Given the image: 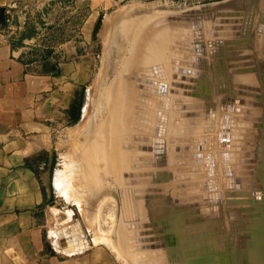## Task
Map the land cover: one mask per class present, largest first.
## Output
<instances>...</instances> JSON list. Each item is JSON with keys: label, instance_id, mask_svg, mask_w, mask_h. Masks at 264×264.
Returning <instances> with one entry per match:
<instances>
[{"label": "rangeland", "instance_id": "374dc122", "mask_svg": "<svg viewBox=\"0 0 264 264\" xmlns=\"http://www.w3.org/2000/svg\"><path fill=\"white\" fill-rule=\"evenodd\" d=\"M189 14L192 17L186 20ZM230 20L236 22L230 23ZM195 22H198V26L194 25ZM241 23L256 24L264 28V0H0V31L14 49L20 50L21 62L28 70L43 73L58 71L60 65H69L76 81L84 79L77 88L73 116L62 126L55 127L47 141L38 144L39 154L35 166L49 192L47 201L41 206V225L46 244L52 254L67 255L68 249L72 251L68 255L76 254L91 246L101 248L103 256H108L114 264H169L168 260H171V253L177 247V239L180 236L175 230L173 234L171 233L172 219L159 216V205L154 195L159 201H178L192 195L195 200L185 202L202 204L193 208L205 209L203 213H208L209 221L214 225L210 228L213 239L222 238L223 256L231 259L230 264H236L238 252L235 245L241 239L240 232L250 230L249 225L252 224L245 222L239 231L231 232L229 222L224 221L223 216L220 219L224 221L223 223L216 222L221 213L214 210L212 202L217 201L221 195L222 202L216 207L219 206L223 212L232 208V205L255 203L259 219L262 216L261 211L264 210L262 198L233 197L232 193L224 192L223 188L227 183L234 184L238 180L248 182L254 179L259 171H264V122L248 118V110L242 106H236L234 109L230 105L200 107L194 102H188L181 96L183 94H178L173 106L165 109L160 116L150 93L161 96L165 91L169 92L165 87L171 79L170 65L164 51L165 48H173L172 38L181 33H188L187 36H190L188 38L196 43H203V40L210 43L214 31L219 26H238ZM242 41L245 40H239L238 43L242 45ZM153 48L154 51H151ZM135 53L138 54L134 56ZM132 57L139 62H135ZM154 63L160 66L153 67ZM150 70L163 75L156 80L154 79L156 74L154 71L150 74ZM197 74L199 76L201 72L197 71ZM154 81L155 85L159 82L158 90L154 87ZM176 84L171 83L172 86H180L179 83ZM229 86L223 85L221 89L227 91V97L224 93L216 97L219 99L226 97L225 100L236 97L235 88ZM170 93L175 94L172 90ZM169 95L171 97V94ZM167 102L172 104L168 99ZM115 110L118 111V115ZM171 112H175V116ZM174 117L175 122L178 121L177 118L179 121L173 122ZM230 117L247 120L234 123L240 128H247H244L246 133L242 135L250 137L247 145L230 146L220 143L222 140L216 138L222 121H226L224 129L228 127L227 123L230 121H237L231 120ZM115 119L117 123L114 122ZM162 119H165L163 123ZM249 126L252 128H248ZM98 127L103 129L102 132ZM240 128L238 129L241 133ZM104 131L106 133L109 131V134L107 133L110 137V141L107 142L109 148L115 145L114 151L108 150L107 155L98 152L97 148ZM203 134L209 135V145L205 150L211 158L210 178L214 188L209 189L212 192L208 190L210 193L207 190L203 192V188H199L202 193L197 194L194 192H198V189L187 191L186 196L181 198L178 193L183 190L179 186L187 184V174L194 171L198 173L189 176L191 181L207 177L206 174L201 175L203 169L199 168V163L193 164L199 168L198 171L189 164L188 168L186 165L188 158L184 157L190 155L191 151L202 149L205 143ZM242 136L240 135V141H245L247 137ZM144 138H152L153 141L145 142L142 140ZM190 138L193 139L192 143L184 142ZM187 144L192 145L194 150H173L174 147ZM92 145L96 148V153L90 155L89 148ZM139 146H151L153 149L152 152H142L136 149ZM99 154L106 155V159L103 157L102 160ZM201 155H205V152ZM148 156H154L155 166L140 168V165H145L140 157ZM105 160L110 164L108 165ZM231 166H234V169ZM158 172H163L166 177H162L167 180L159 182ZM143 173H150V176L135 177V174ZM150 178L151 183H135ZM131 181L133 183H130ZM172 189L175 192L174 196L173 192H170ZM238 198L242 200H236ZM196 216L199 218L203 215L198 213ZM165 221L170 225H167L166 231L163 232L162 222ZM254 223L257 224L258 221ZM154 224L156 226H152ZM63 227L66 229L64 232ZM221 227L225 232L218 233L220 238L214 230ZM51 229L55 232L54 235L65 240L64 247L58 250L55 248L54 239L49 236ZM154 230L157 232L155 236L163 238V243L169 242L171 234L175 237L176 243L171 247L148 249L147 247L162 244L161 240L146 242V239L154 237L147 235V232ZM186 233L187 231L184 233L182 231L185 240L183 244L193 236L189 234L187 237ZM251 234V246L255 248L256 235L255 232ZM234 237L238 240L236 241ZM76 241L80 245L76 244ZM207 242L209 240L205 241ZM193 244L195 246L192 247ZM230 245L231 249L226 250ZM186 246L188 249L205 251L209 245L204 244L203 239H195V242L188 241ZM212 246L214 249L221 247L220 243L216 242ZM239 247L237 250L242 252V246L241 249ZM197 253L195 255H200ZM184 255L187 258V254ZM256 255L259 256V252ZM260 258L256 259V263L250 264H260Z\"/></svg>", "mask_w": 264, "mask_h": 264}, {"label": "bare ground", "instance_id": "6f19581e", "mask_svg": "<svg viewBox=\"0 0 264 264\" xmlns=\"http://www.w3.org/2000/svg\"><path fill=\"white\" fill-rule=\"evenodd\" d=\"M243 11H241V12H243ZM213 12H211V13H213ZM206 14H207V16L209 15V13H206ZM225 14H226V12H225ZM190 16L192 17V15L189 14V16H188L189 18H185V19L186 20L190 19ZM193 17H195V16H193ZM229 22L232 23V22H236V21L231 20ZM194 25L198 26V22H195ZM216 28H214V29H216ZM228 28H230V29H228ZM228 32H229V34L227 35ZM190 34H192V33L190 32ZM144 35H145V32H144ZM187 35H188V33L178 34L175 38H172L173 48H165L164 52H165V55L167 56V59L169 60L168 61L169 65H170L169 73H170L171 79L168 83H166V87L164 85L163 86L165 87V89L168 88L169 92L166 93L165 89H163L164 87L162 88V86H161V88L165 91V92L161 91V93L164 92L161 96H159V95L157 96L154 93L153 94L150 93L152 95L151 96L152 101H154V104H156L158 110L161 112V114L159 112V115L161 116L164 113L163 111H165V109L173 106V103L176 101V99H177L176 96L178 94L170 93V90H172V92H174V91L184 92L185 91L186 93H199L200 98L190 97V96L188 97V96H184V95H181V96L183 98H185L188 102L189 101L194 102L196 105H199L200 107L215 108L216 106H220V105H230L234 109L236 106H238V107L242 106V107L246 108V110H248L247 111L248 112V114H247L248 118L259 119L262 122H264V28L258 27L256 24L250 25L248 23H241L238 26H230V27H227V30L223 29V26H219V28L214 31V33H213L214 37L212 38L213 39L212 41L210 40L211 41L210 43H208L204 40H203V43L202 42L196 43V42L192 41L190 38H188L190 36H187ZM225 35H227V36H225ZM243 39L245 41H242V43H241L242 45H240V43H238V42H237V44H234V43L233 44H227V42L229 40L239 41V40H243ZM205 42H206V44H204ZM149 43L151 44V42H149ZM182 44L185 46H181ZM229 46H232V48L238 47V49H233L235 51H231L230 49H228ZM239 46H241V48ZM154 49L155 48H153V50H151V51H154ZM136 52H138V50H136ZM185 52H188V53L185 54ZM139 53H141V51ZM152 53H154V52H152ZM136 54H138V53H135L134 56ZM145 55H146V53H145ZM186 55H190V58L192 59L191 61L196 64V69L194 71L195 72H197V71L201 72V74H199L197 79L192 78L191 76H189L187 74L184 75L183 73L178 72L179 70H184L186 68L179 66L178 64H175L176 62L183 61L182 63L189 62V64H190V61H187L185 59ZM133 57H132V59H135ZM138 58H140V57L138 56ZM137 61L139 62V60H136L135 62H137ZM151 61L152 60H150V62ZM130 64H132V63H130ZM136 65L138 66L139 64L137 63ZM155 66L158 67L160 65L157 66L155 64L153 67H155ZM161 67H163L162 64H161ZM161 67H159V69ZM131 68H133V67H131ZM145 68H147V67H145ZM135 70H136V68H135ZM154 70H150V74ZM174 70L176 72H174ZM188 71H190V70H188ZM205 71H207V72H205ZM129 73L131 76V74H132L131 71ZM154 73H155V71H154ZM206 73H208L207 74L208 79H206V75H205ZM155 74H156V78H154V79H156V80H157V78H159V76L163 75L161 73H159V75H158L157 71ZM154 77H155V75H154ZM180 79H182V80H180ZM158 83H157V85H158ZM171 83H177V84L179 83L180 86H172ZM155 84H156V82L154 83V87H157V90H158L159 87ZM167 84H168V86H167ZM223 85H230L229 88H235V93L237 94L236 97L232 98L231 100H225L228 93L226 90H221V89H223ZM183 86L184 87L186 86V88H183ZM222 93H224L226 95L225 98L219 99L216 97L218 94H222ZM169 94H171V97ZM207 94L209 95V98H207ZM258 98H260V99H258ZM167 99L172 101V104H171V102H167ZM179 102H181V101H178V103ZM107 105H108V102H107ZM176 105H177V103H176ZM195 106H193V107H195ZM113 107L115 108V106H113ZM188 107L189 106L187 105V107H186L187 110H188ZM175 108H177V107H175ZM184 108H185V106H184ZM116 109H118V108H116ZM168 110L170 111V109H168ZM171 110H172V108H171ZM115 112H116V110H115ZM261 112H262V114H261ZM116 113H117L116 115H118V111ZM171 113H174V116H175V112H171ZM255 113H257L258 115H256ZM166 116H168V115H166ZM178 116H180V115H177V117ZM230 119L231 120H237V118L234 119V117L233 118L230 117ZM113 120H114V117H113ZM115 120L116 121H114V122L117 123V119H115ZM162 120H163L162 121V123H163L165 119H162ZM177 120L179 121L178 118H177ZM222 120H223V118H222ZM178 121H176V122H178ZM173 122H175V117H174ZM194 122L196 123V121H194ZM194 122H193V124H195ZM225 122L224 121L221 122L222 127L218 128L219 130L217 131V135H215L216 138H218L219 140H222V141H220V143L223 142V144L226 143V145H230V146L247 145L248 139H250V137L242 136L243 134L245 135V133H246L244 131V128L245 129H247V128L246 127L240 128L239 126H237V124H234L236 122H238V123L247 122V120L246 121L245 120H237V121H230V122L228 121L230 124L227 123L228 127L226 129H224L225 128V125H224ZM248 122H251V121L248 120ZM114 126H115V124H114ZM252 126H254V125H252ZM101 127H103V125ZM238 128L242 129L241 133H240V130ZM248 128H252V127L249 126ZM98 130H101V129H99V127H98ZM102 130H101V132H102ZM242 131H244V133H242ZM114 132H115V130H114ZM97 133H98V131H97ZM107 133H106V131H104V133L102 135V139L101 140L99 139L100 143L98 142L99 143L98 144L99 146L97 147L99 149L98 152L101 151L100 153H102V154L103 153L105 154L106 152L108 153L112 149L114 151V147H115V145H114L113 148H109V146L107 145L108 144L107 142L110 141V139H109L110 137L108 135L109 133L108 134ZM117 133H118V131H117ZM225 133H227V135ZM239 133L242 137H247L245 141H240L241 138H240ZM203 137H204L205 143L203 144L202 149L191 151L190 152L191 158H188L186 160V165L188 168H189L188 164L191 165L192 167H195L196 171H198L199 168H202L203 171H202L201 175L205 176V174H206L207 177L206 178L202 177L198 181H191L189 179V176L196 175L198 173L194 171V172H190L189 174H187V177H186L187 184L179 186V188L183 190L181 193H178V196L179 197L181 196V198L186 196L185 192H187V191H193V190L195 191L198 189V192L197 191L194 192V194H197V193H202V190L199 188H203V192H204L206 190L208 191L210 188L213 187L212 186L213 183H211L212 179L210 178V175L212 172L211 160H210L211 158H210L209 153L205 150L208 148V145H209V141H208L209 135L203 134ZM95 141H97V140H95ZM94 144H96V143H94ZM219 146H220V144H219ZM222 149L224 150V148H221V150ZM89 150H90V155H92L93 153H96V148L94 147V145H92L89 148ZM204 152H205L206 156L201 155ZM107 153H106V155H107ZM195 153H200V154L195 155ZM102 154H99V155H101L102 158L104 157L106 159V157H105L106 155L102 156ZM99 155H98V159L100 158ZM159 157H160V155H158V158ZM263 157H264V155H263ZM104 158L102 160H104ZM192 158H194L195 160L194 159L192 160ZM108 159L109 158H107V160ZM102 160H100V161H102ZM108 161H111V160H108ZM108 161H106L107 164L109 163ZM213 162L215 163V160ZM194 163H199L198 164L199 168L198 167L196 168V166L193 165ZM98 164H99V162H98ZM115 165H117V164H115ZM144 166L140 165L139 167L143 168ZM191 166H190V168H191ZM233 167L234 166H231L232 169H234ZM191 169H193V168H191ZM195 169H193V170H195ZM142 176H144V175H142ZM148 176H150V173H148ZM157 176H158L159 182H163V181L167 180L166 178L162 177V176H165V174L163 172H158ZM160 177L162 178L161 180H160ZM253 178L254 179H252V180H254V182H252V180H251V182H250V180L248 182H247V180H245L246 182L244 180H242V181L238 180L234 184L227 183V185L223 188V190L225 189L224 192H226V193H229V194L232 193L233 195H231V196H233V197H235V196H242V197H244V196H247V197L251 196L252 197L253 196V198L260 197L259 199L262 198L263 201L261 200V202L264 204V171H261V172L259 171L258 174H256V176ZM147 181L148 180H141V181L139 180L138 182H135V183H144V184L151 183V181H149V182H147ZM57 183H58V181L55 183V185ZM130 183H133V182L131 181ZM199 183H201V185H199V186L195 185V184H199ZM247 183L248 184H255L258 187V189L254 190V189L246 188L247 189L246 190L244 188V185ZM214 185H216V183ZM151 188L152 187H150V189ZM56 189L58 190V188H56ZM199 190H201V191H199ZM209 191H211V190H209ZM170 192L171 193L173 192V196L175 195L174 190L170 191ZM183 194H185V195H183ZM153 195H154V193H153ZM191 196L192 195H190L189 197L186 196V198H191ZM154 197H155V200L158 202V205H159L158 206L159 216H164V218L172 219L173 227H171V228H172V230H175L176 232H178V235L180 236V237H178L179 239H177L178 240V243L176 244L177 247L171 253L172 254L171 255V261L172 262L176 261L178 263L180 262V263L184 264V260H185V264H211V262H212V264H230L231 259L229 260L227 258V256L224 257L222 254V248L224 246L221 242L222 238L218 234V233H224L225 232L222 227L221 228H215V230H214V233L217 234V236H219L221 239L217 238L214 240L211 232H209V234L211 235L209 238L203 239L204 243L207 240H209V243H210L209 246H206V250L203 253H199V251H202V250H197L196 248H193V249L187 248L186 244L188 243V241H190V242L195 241L193 239H191V240L187 239L188 241H186L183 244L184 239L182 236V231H183V233H184V231H187L188 234L187 233L186 234H187V237H189L190 235H193V234H191L192 232L194 234L197 232H204V231L207 232V231H210V228H213L214 225H213V222L209 221L210 216L208 215V213L205 214V213L201 212L203 215L202 218L203 217L206 218L204 223L199 224V225H190L189 224L186 226V225L180 223V222H183V217H184V216H181L180 214L185 213L187 210H184V209H181V210L177 209L176 210V208H179L180 205L185 204L186 203L185 201L180 202L179 200L178 201H176V200H172V201L166 200L165 201L164 200L165 201L164 202L163 200L159 201V198L156 195H154ZM192 197L195 198L194 196H192ZM214 199H216V198L214 197ZM236 200H242V199L238 198ZM256 201H253V202H256ZM221 202H222L221 195L217 199V201L214 200L212 202V206H214V210L216 212L221 213V216L216 220L217 223L221 224V222L223 223L224 221L228 220L229 228H230L231 232L239 231L243 227L241 225L244 224L245 222H250V224H252V225H249V226H251L250 230H245V231L240 232L241 235L239 238H241V239H240L239 243H236V245H235L236 246V252H238V253H236V259L235 258L234 259L236 261L240 260V263L242 262L244 264H250L252 262L256 263V259L257 258L259 259L261 257L260 258V260H261L260 264H264V236H263L264 235V210L261 211L262 216H260V219H259L256 206L254 205L255 203H253V204H244L243 203L244 205H238V206L232 205V208H230L228 211L226 210L223 212L222 210H220L221 208H219V206L216 207V205L218 203L221 204ZM231 202H233V201H231ZM261 202H259V203H261ZM234 203H235V201H234ZM201 205L202 204L199 203L198 206H201ZM203 205H206V204L203 203ZM193 207H196V206H193ZM192 209H195V208H192ZM200 209L203 210L204 208H200ZM188 210H190V208ZM260 210H261V208H260ZM192 216H196V214H193ZM222 216H223L224 221L220 220ZM218 220H220V221H218ZM257 221H258V223L255 224L254 222H257ZM166 222L167 221L162 222L163 232L166 231V227H167ZM152 226H156V225L154 224ZM63 229H64L63 230V232H64L66 229L64 227H63ZM190 230H191V232H189ZM154 231H156V230H154ZM59 232H61V231H59ZM252 232H255V235H256V238H254V240H256V247L255 248H253L251 246V235H252L251 233ZM61 234H60V236H61ZM184 236H186V235L184 234ZM237 240H238V238L236 239V241ZM63 241H65V240H63ZM161 241H162V244H160L159 246L155 245V246H153V248L154 249L156 247L157 248H163L165 246L171 247L172 245H174V244L171 245L172 242L176 243L175 237L173 240L171 236H170L169 242L163 243V238L161 239ZM59 242H60V239H59ZM215 242L218 244L220 243L221 247L218 249H214L212 245ZM225 242L227 243V240H225ZM64 243L65 242H63V244ZM197 243L199 244V242H197ZM59 245H60V243H59ZM61 246H64V245H61ZM238 246H240V247L242 246V250H241L242 252H239L237 250ZM66 248L68 249V246ZM147 248L153 249V248H149V247H147ZM230 249H231V245L228 249L226 248V250H230ZM68 250H69V253L70 252L72 253V251H70V249H68ZM196 251L200 255H198V256L195 255ZM63 252H66V250L65 251L63 250ZM257 252H259V256L256 255ZM189 253H192V255H189ZM248 253H249V255H247ZM184 254H187V258L185 257ZM199 258H202L200 263L198 261V260H200Z\"/></svg>", "mask_w": 264, "mask_h": 264}, {"label": "crops", "instance_id": "0c3cea01", "mask_svg": "<svg viewBox=\"0 0 264 264\" xmlns=\"http://www.w3.org/2000/svg\"><path fill=\"white\" fill-rule=\"evenodd\" d=\"M185 59L194 64L190 55ZM70 69L60 65L58 71L28 70L20 50L0 31V264H114L101 248L91 246L76 254L54 255L43 236L41 206L49 192L35 161L38 144L74 114L77 88L84 79L76 81ZM53 233L51 229L55 248L64 247Z\"/></svg>", "mask_w": 264, "mask_h": 264}, {"label": "water", "instance_id": "95a60500", "mask_svg": "<svg viewBox=\"0 0 264 264\" xmlns=\"http://www.w3.org/2000/svg\"><path fill=\"white\" fill-rule=\"evenodd\" d=\"M223 29L227 30V27L224 26ZM228 29H230V28H228ZM237 42L238 41H234V40L231 41V40H229L227 42V44H233V43L234 44H237ZM228 49L233 50V49H238V47H236V48H232V47L230 48V47H228ZM176 64H178L179 66H182V67H185L186 68L184 70H179L178 71L179 73H183L184 75L187 74V75H189V76H191L192 78H195V79L198 78L197 72L193 71L194 70L193 68H195V63L194 64L176 63ZM187 69L190 70V71H188ZM174 93L175 94H183V95H187V96H190V97H197V98L200 97L199 96V93H186L185 91L184 92H182V91H174ZM242 133H244V131H242ZM142 140L145 141V142H152L153 141L152 138H148V139L144 138ZM170 142H173V140H170ZM174 142L177 143L176 141H174ZM181 142H183V141H181ZM184 142H191L192 143L193 142V139H191V138L190 139H186V140H184ZM136 149L141 150L142 152H152L153 147H151V146H139V147H136ZM173 150L174 151H182V150H184V151H186V150L190 151V150H194V148L192 147V145L190 146L189 144H187V145H181L179 147H174ZM184 157L191 158L190 155H186ZM140 158H141V161H143L145 163V166H144L145 168H150V167L155 166L154 156L140 157ZM142 175H144V176L147 175L148 176V173H144ZM142 175L141 174H135V177H139V176H142ZM144 180H148L147 182H149V181L152 182V179L151 178L150 179H144ZM135 182H137V181H135ZM250 182H251V180H250ZM252 182H254V180H252ZM195 185H197V184H195ZM252 186L245 184L244 185V188H254V189H258V187H254V186H256L255 184H253ZM183 195H185V194H183ZM192 200H195V198H184L183 200H179V201L181 202V201H192ZM189 203L190 202H188V203L186 202L185 204L180 205L179 208H176V210L177 209L178 210L179 209L180 210L181 209L187 210L185 213L180 214L181 216H184L183 217V222H180V223L181 224H184L186 226L189 225V224L190 225H199V224L204 223L205 220L202 219V217H199L198 218L197 216H192L193 214H198V213L203 212V210H201V209H192L193 206H198L199 204H197L195 202L194 203H190V204ZM189 208H190V210H188ZM166 223H167L166 225H170V224H168V222H166ZM209 232L210 231H207V232H205V231L204 232H197V233L193 234V236L190 237L189 239H193V240L200 239V240H202L204 238H209L211 236L209 234ZM171 233L173 234V230H172ZM156 234H157L156 231H149V232H147V235H150V236L154 235V237H151L149 239H146V242H157V241L161 240L162 237L161 236L160 237H157V236H155ZM172 234L170 236L174 240V236ZM172 244H173V242L171 243V245ZM204 244H208L209 245L210 243L207 242V243H204ZM193 246H195V244H193L192 247ZM149 248H153V246H150ZM203 252L204 251H199V253H203ZM198 261H199V263L201 262V260H198ZM211 264H212V262H211Z\"/></svg>", "mask_w": 264, "mask_h": 264}]
</instances>
